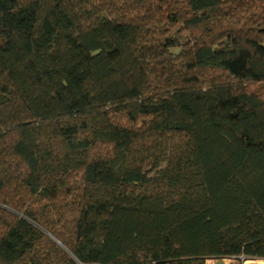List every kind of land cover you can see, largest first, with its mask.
<instances>
[{
    "label": "trees",
    "instance_id": "trees-1",
    "mask_svg": "<svg viewBox=\"0 0 264 264\" xmlns=\"http://www.w3.org/2000/svg\"><path fill=\"white\" fill-rule=\"evenodd\" d=\"M264 260V0H0V264Z\"/></svg>",
    "mask_w": 264,
    "mask_h": 264
},
{
    "label": "rangeland",
    "instance_id": "rangeland-1",
    "mask_svg": "<svg viewBox=\"0 0 264 264\" xmlns=\"http://www.w3.org/2000/svg\"><path fill=\"white\" fill-rule=\"evenodd\" d=\"M240 258L241 257H231V258H226V259H212V260L207 261V264H243V260ZM248 260L250 261L252 259H248Z\"/></svg>",
    "mask_w": 264,
    "mask_h": 264
},
{
    "label": "built area",
    "instance_id": "built-area-1",
    "mask_svg": "<svg viewBox=\"0 0 264 264\" xmlns=\"http://www.w3.org/2000/svg\"><path fill=\"white\" fill-rule=\"evenodd\" d=\"M240 259H242L243 260V264H255V263H257V264H264V260H256V259H252V260H246V258H244V257H241Z\"/></svg>",
    "mask_w": 264,
    "mask_h": 264
}]
</instances>
